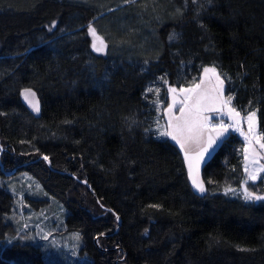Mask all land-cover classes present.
<instances>
[{
	"label": "trees",
	"instance_id": "obj_1",
	"mask_svg": "<svg viewBox=\"0 0 264 264\" xmlns=\"http://www.w3.org/2000/svg\"><path fill=\"white\" fill-rule=\"evenodd\" d=\"M205 66L264 132V0H0V175L30 174L64 205L87 264H264V200L223 192L241 185V138L230 131L205 161L198 194L157 136L146 90L166 104L168 85L198 82ZM253 186L264 195V179ZM12 204L0 189V240ZM28 263L51 264L39 245L0 248V264Z\"/></svg>",
	"mask_w": 264,
	"mask_h": 264
},
{
	"label": "snow or ice",
	"instance_id": "obj_2",
	"mask_svg": "<svg viewBox=\"0 0 264 264\" xmlns=\"http://www.w3.org/2000/svg\"><path fill=\"white\" fill-rule=\"evenodd\" d=\"M129 0H125V3ZM52 28L56 27L53 22ZM51 30V29H50ZM89 32L92 36H96L94 28L89 26ZM175 36H170L169 39H174ZM92 48L96 52L104 51L105 45L103 41L99 44L93 43ZM211 74V75H210ZM214 77V83L211 88L204 87L206 82H210ZM164 84L167 80L164 77L159 78ZM225 79L217 72L215 66L203 67V78L199 83H193L189 87H168L167 92L171 94V103L164 109L167 115L166 128L158 134L161 137H169L183 151L184 160L187 164L188 176L191 180V185L195 192L204 194L207 190L203 180L199 177V166L206 156H210L218 146L229 130L239 132L245 141L243 148V156L247 173V179L242 185V195L246 201L264 200V195H257L255 192L248 190L249 181L255 183L259 179H264L261 174L264 173V165L259 164L262 158L261 153L264 152V132L259 130V121L257 111H248L247 115L241 116V112L235 107H231L233 96H224ZM147 92H154L159 99L160 88H148ZM23 98L35 113L40 112L39 101L36 99V93L31 89H25ZM251 103V102H250ZM178 111V115L176 114ZM215 115H211V114ZM223 117H227L231 122L225 123ZM219 119V123L212 121ZM246 123L247 131L241 126ZM159 128V124H157ZM149 131V129H145ZM259 147V151L257 147ZM43 160L48 161V156H43ZM253 166L249 169V164ZM86 183V181H85ZM225 194L236 192L237 189L226 188ZM152 207H159L153 205ZM119 220V217H116ZM25 228L28 225H24ZM41 231H43L41 229ZM50 234L43 235L44 240H48ZM105 233H99L96 237H103ZM79 240V235L76 236Z\"/></svg>",
	"mask_w": 264,
	"mask_h": 264
},
{
	"label": "rangeland",
	"instance_id": "obj_3",
	"mask_svg": "<svg viewBox=\"0 0 264 264\" xmlns=\"http://www.w3.org/2000/svg\"><path fill=\"white\" fill-rule=\"evenodd\" d=\"M88 34L90 36L91 44H93L94 42L99 44L100 41H103L101 37L98 36L97 34L95 37L92 36L89 32V28H88ZM205 67H212V66H205ZM221 77L223 78L222 75ZM201 78H203V70L200 74V78L198 82L196 83H199ZM212 83H214V77L210 82H206L204 87L210 89ZM170 86L176 87L177 89L180 88L173 85H168L167 88ZM166 94H167L166 104H164V100L160 97L159 99L155 100V106L157 110V121H158V123L156 121L155 129L157 130L158 137L168 139L169 141L173 142L176 145L177 149L180 151L184 159L183 151L174 141L171 140V138L161 137L158 134L160 131H163L166 128L167 115L165 114L164 109H166L167 105L171 103V94L168 92H166ZM224 96L228 97L225 92V86H224ZM231 107H235L233 103L231 104ZM176 114L177 115L179 114L178 111H176ZM211 115H215V114L213 113ZM245 115H247V113H241V116H245ZM223 119L225 123L231 122L227 117H223ZM212 122L219 123V119H215ZM157 124H159V128L157 127ZM241 126L244 128L245 131H247L246 123H242ZM230 131L236 133L241 138V140L243 141V148H244L245 146L244 137L239 132L233 131L231 129L229 130V132ZM220 142H218V145ZM256 147L257 150L259 151V147L258 146ZM1 149L2 148L0 147V156L2 152ZM261 155L262 158L260 159L259 164L264 165V152H262ZM209 157L210 156H206L205 160L200 163L199 177L201 180H203L202 177L203 165ZM184 164H185L188 183L191 186L192 190L194 191L191 185V180L189 179L188 176V169L185 160H184ZM244 167H245V162L243 156L244 176L241 181V185L238 188L227 185L223 189V192H225L224 190L226 188L230 187L233 189H237L238 191L230 192L228 194L233 195L238 193V195L243 197L242 185L244 181L247 179V173L245 172ZM252 167L253 166L250 163L249 169L251 170ZM263 174L264 173H262L261 175ZM247 187L250 192H255L257 195H263L256 187L253 186V182L249 181ZM0 189H4L8 191L13 196V204L11 208L12 211L7 216V221H8L7 223L11 224L9 225V229L11 232L7 235V237H4L3 239L0 240V248L6 247L7 245H10L15 241L23 242V243L29 242L34 245H39V247L42 250V255L44 259L51 264H87L90 262V259L87 257V255L80 253V250L84 246V242L80 233L78 231H69L66 227V223H65L66 217L64 216V214L66 213V209L64 205L59 203L56 199L49 196L43 189L41 183L35 177L27 173H17V172L1 174ZM250 201L259 202L261 200L259 201L250 200ZM25 219L27 221H25ZM23 225H28V227L25 229ZM41 229L43 231H41ZM45 234H50L48 240L43 239V235ZM77 235H79V240L76 239ZM94 242L98 244L100 243V240L99 242H97V239L95 238Z\"/></svg>",
	"mask_w": 264,
	"mask_h": 264
},
{
	"label": "bare ground",
	"instance_id": "obj_4",
	"mask_svg": "<svg viewBox=\"0 0 264 264\" xmlns=\"http://www.w3.org/2000/svg\"><path fill=\"white\" fill-rule=\"evenodd\" d=\"M30 112V111H29ZM12 211V210H11ZM25 221H27L26 219H25ZM26 223H28V222H26ZM25 224V223H24ZM24 226V225H23ZM26 229V228H25ZM31 229V228H30ZM31 244V243H30ZM36 248H38L37 246H36ZM40 251V250H39ZM42 257V256H41ZM42 261H44V260H42ZM29 264V263H28Z\"/></svg>",
	"mask_w": 264,
	"mask_h": 264
},
{
	"label": "water",
	"instance_id": "obj_5",
	"mask_svg": "<svg viewBox=\"0 0 264 264\" xmlns=\"http://www.w3.org/2000/svg\"><path fill=\"white\" fill-rule=\"evenodd\" d=\"M43 157V156H42ZM1 164V163H0ZM2 168V167H1ZM12 171L10 170V171H5V173H11Z\"/></svg>",
	"mask_w": 264,
	"mask_h": 264
}]
</instances>
